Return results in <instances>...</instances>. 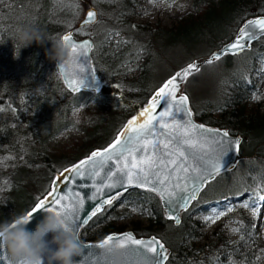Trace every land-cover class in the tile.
Instances as JSON below:
<instances>
[{
	"label": "trees",
	"instance_id": "1",
	"mask_svg": "<svg viewBox=\"0 0 264 264\" xmlns=\"http://www.w3.org/2000/svg\"><path fill=\"white\" fill-rule=\"evenodd\" d=\"M51 1L0 0V156L11 152L15 158L9 184L0 191V222L27 211L49 190L56 172L108 143L126 118L142 106L153 90L144 84L154 63L150 55L153 47L159 52L171 48L194 52L200 45L213 49L228 40L245 17L264 13V0H192L191 11L165 26L129 21L144 9L147 0H124L117 16L110 19L111 29L91 50L95 69L102 70V88L70 91L53 70V60L45 55L50 42H33L20 49L18 59L13 58L18 25L35 26L50 37H58L71 27L78 35L81 27H75L70 0ZM32 5L33 11L26 13ZM120 31L124 34H115ZM242 51L220 57L225 73L218 95L198 108L192 102L189 105L197 120L241 135L239 153L244 158L207 182L202 189L205 192L181 212L176 225L164 217L152 191L132 188L119 193L81 226V239L97 240L110 231H121L124 224L118 218L135 212L145 222L130 219L129 228L136 235L152 233L163 241L169 251L164 264H258L254 220L240 208L226 212L224 218L236 225L235 240L221 227L225 221L211 230V239L209 233L200 230V220L193 217L194 211H205L200 202L202 194L213 201L225 196L232 203L237 191L248 190L250 200L256 202L264 193V110L254 102L248 81L252 60L264 55V35ZM235 56L240 59L238 64ZM89 102L97 107L74 113V107ZM62 129L81 134L69 144L54 145V135ZM244 162L247 168L243 172ZM217 179L220 181L214 182ZM216 184L220 188L206 195L208 187Z\"/></svg>",
	"mask_w": 264,
	"mask_h": 264
},
{
	"label": "water",
	"instance_id": "2",
	"mask_svg": "<svg viewBox=\"0 0 264 264\" xmlns=\"http://www.w3.org/2000/svg\"><path fill=\"white\" fill-rule=\"evenodd\" d=\"M89 12H93L94 17L91 21L85 23V21H88ZM97 19V9L92 5L86 6L82 15L75 22V27L78 28L87 24L95 23ZM257 19H264V13H258L245 17L236 27L234 33L228 40L222 42L219 46L211 49L206 54L199 55L183 63L167 75L162 82L151 91L142 106L126 118L115 136L108 143L104 146L91 149L87 154L62 167L51 179L49 190L44 195L39 197L33 205L23 213L27 214L39 200L48 198V193L50 191L57 190L58 196L69 192H79L80 195L85 198V201L83 207L79 209V216L81 217V220L74 221L78 227H74L73 232L71 233L81 246L80 255L75 257L76 264H112V257L109 255V251H107L106 248H98L96 246L109 236L119 237L126 233H131L133 238L136 240L147 242L155 239L156 241H159V244L163 245L164 254L168 257V248L158 236L152 233L148 235H136L131 229H123L121 231H110L97 240L81 239L79 236V230L81 226L84 225L82 220L86 216H89L95 210L96 206L99 203H102L104 199L116 197L119 193L127 189L142 188L152 191L157 196L164 217L170 219L172 223L176 225L179 223L177 222V218L178 221H180L181 212L187 209L191 203L197 199L206 183L214 179L217 174L230 170L236 165L238 159L240 158L239 144L242 139L241 135L230 133L225 127L207 124L197 120L194 117L193 111L189 105L187 95L182 91L183 83L189 75L196 72L195 70L192 71L185 79L177 80L178 90L175 92V96L177 97L176 101H173L171 96H169L167 102L159 100V102L155 104L151 114L147 116H140V113L149 106L153 97L165 84V82L168 81L175 73L186 68L189 64L194 63L200 69L201 65L210 60L213 54H220L221 57L224 54H236L242 50L250 48L253 41L264 35V31L259 30L258 27L250 29V31L255 33V38L248 40L246 42L247 46L243 49L236 52L222 53L223 49L234 43L240 34V30L245 28L248 21ZM66 34L71 35L72 43L82 45L87 42L90 47L82 49L78 48L71 63H68L69 49L67 48L68 56L64 61L65 75L60 74V68L56 67L55 61L52 63L53 70L59 76L62 85L70 91L76 90L69 86L68 81H83V84L79 85V90L99 91L104 84V79L95 69L92 62L91 50L94 46L93 39L88 35L75 37L73 28L71 27L61 31L58 38L61 39ZM93 77L95 78L94 81ZM180 96L187 97L185 104H180L178 102V98ZM166 108L169 110L170 115L165 116L160 120L152 121L154 127H151V131L146 135H142L137 141L135 138V130L139 127V125L143 124L146 120L151 119L152 115L158 116L159 113L164 111ZM177 108H179L178 111L176 110ZM134 117L137 119L132 125V131L130 132L133 139L128 145V149H123V145L127 141V136L121 135V133L125 131L126 125L130 120H133ZM165 124L167 127L162 126ZM191 125H196L198 127L193 129ZM224 132L228 134L226 138L222 135H217V133L222 134ZM118 137L121 141V147L117 149L115 154L110 153V155H113L111 160H108L106 163H102V158L98 157L93 164L83 166L81 171L87 172L83 178L79 175L74 176L72 172H64L65 169H70L73 166L78 165L80 161L89 157L92 152L103 151L108 148V146L113 144ZM185 139L191 141V144L184 143ZM225 139L227 141H232L233 143L224 145H220L218 143ZM235 141H239V144H235ZM165 144H168L169 147L165 148ZM122 149L123 156L120 155ZM223 149L227 150L221 156V151ZM128 150H132L131 156L128 155ZM178 150L182 151L184 156H179ZM141 160H151L155 166L148 167L147 164L143 165L146 169L145 173H140L139 167L134 169L136 173H139V175L135 178L134 183H127V169H125V172L117 173L111 180H108L109 172H116V168L118 166H123L124 163L131 165L133 162H139ZM173 160L176 161L175 164L170 163V161ZM217 160L219 163V170L211 172V165L217 162ZM93 165H95V167H93ZM181 166L188 168V171H182ZM94 172H99L100 175L95 179H92L90 177ZM209 172H211V175H209ZM62 173L65 177H73V179L71 181L66 178L59 179ZM145 175H147V184H143ZM58 179L59 183L56 182ZM116 180H119L120 183L117 184L115 188H104L105 183H112ZM201 180H204L203 184L200 183ZM98 187L103 189L100 194H96V188ZM193 189H195V198L188 200V202L185 203V198L192 196ZM93 195H96L95 200L87 198ZM48 206L59 208L58 205L51 203ZM42 218L43 211L38 210L33 214L30 222L26 225L27 229L34 230L36 223ZM50 238L51 234L48 235L47 239ZM117 243H122V241H112L108 246L111 247V249L116 248L118 250L116 264H156L154 254L148 251V249L144 246L125 244L123 248L114 247ZM165 261L166 259H162L161 264H164ZM17 262L18 261H11L6 250L0 248V264H17Z\"/></svg>",
	"mask_w": 264,
	"mask_h": 264
},
{
	"label": "rangeland",
	"instance_id": "3",
	"mask_svg": "<svg viewBox=\"0 0 264 264\" xmlns=\"http://www.w3.org/2000/svg\"><path fill=\"white\" fill-rule=\"evenodd\" d=\"M68 1V0H67ZM124 0H70L68 3L75 12L74 22L82 15L86 6L92 5L98 11V19L95 23L81 26L78 30V35L75 37H81L88 35L93 39L94 44H98L106 31L111 29L110 19L117 16V11L123 6ZM50 2H52L50 0ZM33 5L26 11H33ZM192 10V0H147L145 7L138 13H134L130 20L134 23L141 21H148L150 23H158L160 25L169 26L180 15L185 14L187 11ZM79 28V27H78ZM124 34V32H116L115 34ZM95 38H94V37ZM262 37V36H261ZM260 38V37H259ZM258 38L255 40L257 41ZM253 41V42H255ZM253 42L251 45L253 46ZM211 49L207 46L200 45L198 48L192 51H177L176 48H171L167 52L162 49L161 52L153 47L150 50V55L154 63L149 67V74L145 78V87L148 89H154L158 86L162 80L178 68L183 63L190 59L202 54H206ZM243 53V51L239 52ZM236 54V55H239ZM235 64L240 62L235 56ZM53 63V62H52ZM253 70L248 75V81L252 85V96L258 97L253 99L257 104L259 110H264V55L260 57H254L252 60ZM129 67V66H127ZM53 68V66H52ZM96 70L102 76L101 68ZM225 70L223 69L220 58L214 60L212 63H205L201 65L200 69L187 77L182 85V91L187 95L189 104L192 102L195 107H199L206 99L213 98L218 95V86L221 78L223 77ZM34 96V95H33ZM30 97H28L29 99ZM6 100V99H5ZM9 105V103H8ZM191 106V105H190ZM97 107L95 103L89 102L86 105L79 104L74 107V113L82 114L86 108L89 110ZM3 109V105L0 104V110ZM81 132L73 129H62L54 135L53 144H69L71 139L80 135ZM242 156L238 161L243 159ZM237 161V162H238ZM15 162V158L11 152H6L0 156V188H5L9 184V175L12 171V166ZM239 163V162H238ZM242 171L244 172L246 167L245 162L242 165ZM215 180V179H214ZM7 181V183H4ZM220 181L217 179L214 182ZM206 186V185H205ZM204 186V187H205ZM207 187V186H206ZM205 187V188H206ZM205 188H203L205 190ZM220 188L219 184L206 190V195ZM201 192H205V191ZM200 194V193H199ZM260 197H264L261 195ZM201 201L205 205V211H194L193 217L200 220V230L209 233V238L214 237L210 235L211 230L225 221L224 225H220L225 229L230 239L235 240L238 237L236 225L230 219L224 220L226 212L234 211L235 208H240L245 214L251 216L254 220V244H255V259L258 264H264V199H260L259 202L251 201L248 190L237 191L234 193V200L231 203L225 196L220 200H210L202 194ZM255 213V215H253ZM140 219L145 222L143 216L133 212L128 216L119 217L117 221L124 224V229H130V219ZM202 239V238H201ZM203 240V239H202Z\"/></svg>",
	"mask_w": 264,
	"mask_h": 264
},
{
	"label": "snow or ice",
	"instance_id": "4",
	"mask_svg": "<svg viewBox=\"0 0 264 264\" xmlns=\"http://www.w3.org/2000/svg\"><path fill=\"white\" fill-rule=\"evenodd\" d=\"M93 17H94V13L89 12L88 13V21H85V23L91 21L93 19ZM253 27H258L259 30L264 31V19H257V20H253V21H248V24L245 26V28H242L240 30V34L236 38L234 43L227 46L225 49H223L222 53L223 52H236V51L243 49L245 46H247L246 42L250 39L255 38V33L253 31H250V29H252ZM61 40L64 42L65 46L69 49L68 63L72 62V59H74L76 50L78 48L82 49V48L90 47V45L87 42H85L82 45H77V44L72 43L70 34L64 35L61 38ZM219 58H220V54H213L212 58L210 60L206 61V63H212L214 60L219 59ZM194 70L198 71L199 68L197 65H195L193 63V64H189L186 68L182 69L181 71L175 73L159 89V91L153 97L152 102L149 104V106L147 108L144 109L143 112L140 113V116H147V115L151 114L153 112L155 104L158 103L159 100H164L165 102H167L168 97L171 96L172 100L176 101L177 97L175 96V92L178 90L177 80L185 79ZM60 74L65 75L64 63L60 66ZM94 80H95V78L93 77V81ZM68 84L70 87H73L74 90L78 91L79 85H82L83 81H68ZM84 86H88V85H84ZM253 99H258V97L254 96ZM186 101H187L186 96H180L178 98V102L180 104H185ZM176 110L178 111L179 108H177ZM168 115H170V112L166 108L164 111L160 112L158 116L152 115L151 119H148L143 124L139 125V127L135 130V132H136L135 138L137 139V141L140 139V137L142 135H146L148 132L151 131V127H154V125L152 124V121L160 120V119H162ZM136 119L137 118L134 117L133 120H130L125 127V131L121 133V135L127 136V141L123 145V149H128V145L131 143V141L133 139V136L130 135V132L132 131V125L135 123ZM189 124H190V121H189ZM162 126L167 127L166 124L162 125ZM177 127H179V126H177ZM191 127L193 129H195L198 126L191 125ZM217 135H222L225 138L228 136V134L226 132H224L222 134L217 133ZM184 143L191 144V141L185 139ZM218 143L220 145H224V144H231L233 142L227 141L225 139V140H222ZM234 143L238 145L239 141H235ZM192 146H194V145H192ZM120 147H121V141L118 137L117 140L113 144L108 146V148L104 149L103 151L92 152L91 155L89 157H87L85 160L80 161L78 165H75L70 169H65L64 172L65 173L72 172L74 174V176L79 175L80 177L83 178L87 174L86 171H81V168L83 166L93 164V162L98 157L102 158V163H106L108 160H111L113 158V155H110V153L115 154L117 149ZM164 147L168 148L169 145L165 144ZM123 149L120 152L121 156H123ZM226 150L227 149H223L221 151V156L224 154V152ZM128 155L129 156L132 155V150H128ZM179 156H184V153L182 151H179ZM170 163L175 164L176 161L173 160V161H170ZM145 164H147L148 167H154L155 166V164L151 160H149V161L141 160L139 162H133L131 165H129L128 163H124L123 166H118L116 168V172H109L108 180H111L112 177L115 176L117 173L125 172V169H127V172H126L127 183L132 184V183H134L135 178L139 175V173H136L134 171V169L139 167L140 173H145L146 169L143 166ZM93 167H95V165H93ZM181 170L182 171H188V168L181 166ZM218 170H219V163L217 160V162H215L211 165V172H215ZM211 172H209V175H211ZM99 175H100L99 172H94L90 178L95 179ZM65 178L70 180V181L73 179V177H65L63 173L61 174V177L59 179H65ZM59 179L56 181L57 183H59ZM119 183H120L119 180H116L112 183H105L104 188H115L117 186V184H119ZM162 183H163V181H162ZM200 183L203 184L204 180H201ZM143 184H147V175H145V179L143 181ZM153 190H155V189H153ZM102 191H103L102 188H99V187L96 188V194H100ZM48 198H51V199H48ZM48 198L39 200L35 204V206L31 209V211H29L27 214H25V218L26 219L31 218L33 216V214L36 213L38 210L55 212L57 214V216H59L61 218V223H62V226L65 228V230L72 233L74 227H78V225H76L74 221L75 220H81V217L79 216V209L83 207L85 198L82 197L79 192H69V193H65L64 195L58 196L57 190L50 191L48 193ZM87 198L91 199V200H95L96 195L89 196ZM194 198H195V189H193L191 197L185 198V203H187L188 200H191ZM113 199H116V197H112L111 199H104L102 201V203H99L96 206L95 210L89 216H86L85 218H83L82 223L87 224L88 220L91 219L92 216H95L96 213L100 212L104 205H110L112 203ZM260 199H264V197H260ZM50 203L58 205L59 208L48 206ZM253 215H255V213H253ZM177 222H179L178 218H177ZM73 237H74V235H73ZM112 241H122V243H117L114 245V247H117V248H123L125 246V244L144 246L145 248L148 249V251H150L154 254V256L156 258V264H161L162 259H167L166 254H164L163 245L159 244V241H156L155 239H153L151 241H147V242L141 241V240H136L133 238L131 233H126V234H123L122 236H119V237L109 236L103 242H101L99 245H97L96 247L106 248L107 251L110 252L111 247H108V246L110 245V242H112ZM17 264H24V262L18 261Z\"/></svg>",
	"mask_w": 264,
	"mask_h": 264
},
{
	"label": "clouds",
	"instance_id": "5",
	"mask_svg": "<svg viewBox=\"0 0 264 264\" xmlns=\"http://www.w3.org/2000/svg\"><path fill=\"white\" fill-rule=\"evenodd\" d=\"M46 41L51 43V47L45 50V55L60 68L68 56L64 42L58 37L46 36L32 25L16 27L13 58H19L21 48L33 42L43 45ZM0 191L3 189L0 188ZM30 219H26L25 214H18L0 222V248L6 250L11 261H23L24 264H76L75 257L80 255L81 246L71 232L65 230L55 212L43 211V218L36 223L34 230L26 227ZM49 234L51 238L47 239ZM109 255L112 264H116L118 250L112 248Z\"/></svg>",
	"mask_w": 264,
	"mask_h": 264
}]
</instances>
